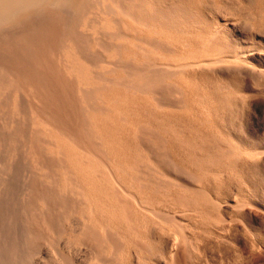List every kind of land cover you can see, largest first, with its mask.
Returning <instances> with one entry per match:
<instances>
[{
	"label": "bare ground",
	"instance_id": "6f19581e",
	"mask_svg": "<svg viewBox=\"0 0 264 264\" xmlns=\"http://www.w3.org/2000/svg\"><path fill=\"white\" fill-rule=\"evenodd\" d=\"M173 1L0 0V264H27V249L52 244L68 215L81 242L109 251L106 264H136L140 252L152 258L158 251L169 252L172 264H184V225L175 215L173 236L156 235L155 221L166 218L153 207L151 188L156 183L166 191L170 177L201 188L208 165L234 153L230 143L220 146L222 135H202L195 124L189 134L180 116L171 117L169 108L185 107L187 93L195 92L187 78L198 77L211 89L212 107L230 109L221 110L225 121L235 125L238 117L237 134L222 113L219 120L228 126L223 137L237 134L232 142L249 157L261 152L248 141L244 111L243 118L235 115L233 97L220 93L235 86L246 104V77L264 78L255 56L259 47L236 35L227 19L206 21L202 46L171 37L186 23ZM232 75L240 80L236 85ZM195 137L216 141L223 152L208 141L210 149L198 153L203 145ZM28 160L42 176L25 170L31 169L24 167ZM136 223L144 228L140 242Z\"/></svg>",
	"mask_w": 264,
	"mask_h": 264
},
{
	"label": "rangeland",
	"instance_id": "374dc122",
	"mask_svg": "<svg viewBox=\"0 0 264 264\" xmlns=\"http://www.w3.org/2000/svg\"><path fill=\"white\" fill-rule=\"evenodd\" d=\"M261 1L262 0H174L173 2L175 3V5H179L180 9L183 10L184 21L186 23H184V26L180 29L183 30L182 32L172 31V34H170V36H175L176 39L192 38L193 40H195L197 47L199 45V42L202 46V41L205 39L204 28L206 27V21L208 20L212 22L214 18H218V20L224 22V19H227L228 27L233 30L236 35L246 40L249 39L250 42H253L255 45H257V47H259V51H256L255 54L256 62L264 65V26L261 23V20H264V8L261 7ZM242 5H244V8ZM242 13H244V16L246 15L247 17L245 16L243 22L238 23L236 19H238L237 17H239V15H242ZM193 15L195 17H192ZM202 37H204V39ZM232 78L234 80V85H236L237 82L240 81L239 78H237V75H232ZM212 80H214V77L212 78ZM186 81L189 83V85H191V88H189V85L188 88L194 90L195 92L187 93L188 99L187 105H185V107L187 106L186 108L184 106L181 107V109L177 107L174 108L172 106L171 108H169L171 117L175 118V115L176 117L180 116L179 118L182 124H184V127H186V132H188V129L190 130V128L187 127H191L192 125L193 128V124H195L194 130L198 131L197 128L200 127L199 132L201 131L202 135L204 133H207V131H212L218 136L219 134L222 135V137H220L223 139H217L219 140L220 144L222 143L220 145L216 141H211V139L206 140L205 142H203L201 138L197 139L198 136L200 137L198 132V136L196 135L197 137H195L197 139L196 144L201 143L198 142L199 140L202 141L201 144L203 145L202 147L200 146L201 148L198 147L199 145H197L198 148H196L198 153L203 154L206 149H213L215 144L220 145L222 148V145H225L224 148H226V144L229 143L233 148H230V145H228L227 147H229L232 151L234 150V153L232 152V154L230 155L226 154V156L224 155L225 157H223L222 154L220 158V160L222 161H220L219 164L212 163L208 165L209 167L207 176H205V178L204 176L201 178L203 179L201 185L204 188H200V184L198 183L186 182L184 180V184L189 183L190 185H178L175 183V181L173 182L172 177H170L166 191H160L161 189L157 186V184H153L151 188V192L155 200L153 201V207L159 212V214L166 218L165 221H155L157 226L156 235L159 236L164 233L163 231H165L167 236L172 237L173 235L171 234V219L173 216L179 215L178 218L180 219V221H182L186 234V239L184 241V246L186 249V256L184 259L185 262H183L184 264H264V78H253L251 76L246 77V83L248 85V88L245 91V93L247 92L246 95H248V101L246 100V104H244L243 102L241 103V98H239L238 93L235 91L234 85V87H232L231 89L228 90L226 88H223L221 89L222 92H220L222 95H230L231 97H233V110L235 112V115L240 114L244 111L243 115L245 114V118H243L241 114L240 115L244 120L248 117L245 123L248 125V133L246 132V135L248 134V141L252 144V146H254L255 143L261 145L260 147L258 146V150H261V152H253L254 154L250 155V157L248 156L249 154H245L246 152H242L237 141L232 142L233 140H236L235 138L238 134V128L236 126L238 125V117L235 116L237 121L234 118L235 125H233L234 121H225L228 119V117L226 116L224 110V112L221 111L225 108L221 107V110L219 108H216L217 110L219 109V111H221L220 115L219 113H217L218 111L215 112V107H212L213 105L211 104V89L205 88L200 78L198 79V77H191L189 78V80L187 78ZM192 94H195L196 96H193ZM196 98L199 99L197 100ZM205 98L208 100V102ZM204 99L207 103H205V105L204 103H201V101L203 102ZM176 108L177 111H179L178 109L181 110V114L176 111ZM194 111L196 112V114ZM174 112L177 114H175ZM197 113H199V116ZM202 113H204V116ZM222 113L224 117L226 116L225 119L224 117H222ZM216 115L219 116L218 119ZM221 117L224 119L227 125L230 123V125H233V127L235 126L233 131L237 134H235L233 137H228H231L232 139L223 137V134L227 132L225 128H227L228 126L224 121L220 122V120H223L221 119ZM206 122L207 124L209 122L208 127H205L206 124H203L204 126L201 125L202 123ZM222 122H224V124ZM197 123L199 126H197ZM221 124L222 126L224 125V127H222ZM233 127L231 126V128H229L230 131H232ZM206 128L209 129L207 130ZM222 130L224 131L222 132ZM186 132H184L185 135L189 136ZM225 139H227L228 142L227 140L225 141ZM208 141H210V148H207ZM212 142H214L215 144L213 145ZM217 145L215 146L217 147ZM216 147L214 148L220 150L221 153L223 152V149H218ZM240 154L242 156L244 155L245 157H242ZM29 162L31 161L28 160L27 162H25L24 167L30 166L31 169H28V167L25 168V170H32V172H35L37 168H35L34 165L31 164L32 162L30 164ZM183 165L184 166L182 167L186 171H196L193 170V168L195 169L194 166H189L190 164L187 165L183 163ZM209 169L210 171L211 169H213L212 173H215L212 174L211 172H209ZM43 172L45 174V171ZM36 173L42 176V170L38 169ZM27 184L28 182L26 183V185ZM229 184L232 185L230 186ZM134 193L137 196H141L139 188H134ZM181 194L183 196L182 202H180L178 199V195ZM38 206L41 208L40 204ZM69 217L70 216L68 215V219H65L63 221L64 226L62 225L63 223L61 224L63 227L60 226L61 228H63L62 230L66 234H63L62 231H59L61 228H58L59 232L53 235V237H56V240H53L52 238V244H49L48 246V243H45L40 244L42 245V248L39 247L40 245H38V247H29L27 249V251L25 252V259L26 261H29L28 263H30V258L34 257V262L36 264H44V262L45 264H71V259L75 260L72 261V264L73 262H75V264H106V260L109 257V251L107 249H105L104 251H97L90 245H85L83 242H81L79 231L77 228H75L74 222H72L74 218ZM155 219H158V217H156ZM135 227L138 233V242L143 241L144 228L140 223H136ZM66 228H68L69 230ZM73 228L75 230H73ZM45 245H47L48 247ZM32 251L36 256L32 254ZM26 253L32 254V256L29 258L30 255L28 254V256ZM37 253L40 255H38ZM64 256L65 261L67 258H69L67 259V263L63 259ZM123 257L124 256H122L121 258ZM27 258H29V260ZM31 259L33 260V258ZM146 263L172 264L171 254H169V252L161 254L158 251L152 258H147L143 255L142 252H140L138 254V258L136 259V264Z\"/></svg>",
	"mask_w": 264,
	"mask_h": 264
}]
</instances>
